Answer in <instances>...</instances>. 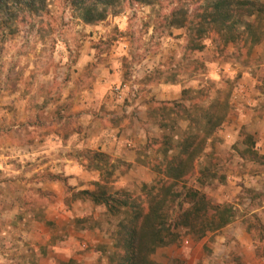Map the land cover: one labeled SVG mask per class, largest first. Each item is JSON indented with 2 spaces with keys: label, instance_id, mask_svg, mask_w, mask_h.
Masks as SVG:
<instances>
[{
  "label": "rangeland",
  "instance_id": "1",
  "mask_svg": "<svg viewBox=\"0 0 264 264\" xmlns=\"http://www.w3.org/2000/svg\"><path fill=\"white\" fill-rule=\"evenodd\" d=\"M175 5L121 0L104 20L85 24L70 0H47L45 13L20 16L13 32H0V264H108L115 218L104 206L75 196L80 187H95L97 170L84 168L89 182L74 174L69 184L68 178L48 176L50 160L55 155L84 163L79 152L93 148L84 123L133 129L144 143L135 162L118 165L110 185L139 194L162 160L158 144L146 148L148 139H177L189 123L166 112L160 128L164 113L158 107L178 102L205 108L225 97L228 115L208 138L187 184L215 203L233 205L238 216L199 240L183 232L151 258L161 264H230V255L242 250L234 235L259 243L252 236L258 231L243 221L256 215L264 235V203L252 193L264 190V166L242 159L235 146L247 134L259 137L264 40L248 52L235 45L219 48L211 35L202 50H191L186 29L168 25ZM95 89L99 93L92 96Z\"/></svg>",
  "mask_w": 264,
  "mask_h": 264
},
{
  "label": "trees",
  "instance_id": "2",
  "mask_svg": "<svg viewBox=\"0 0 264 264\" xmlns=\"http://www.w3.org/2000/svg\"><path fill=\"white\" fill-rule=\"evenodd\" d=\"M120 1L70 0V3L83 23L96 24L104 20L109 9ZM134 1L153 4L160 0ZM168 1L176 3L167 15L168 25L186 29L191 50H202L204 39L211 35H215L213 41L219 48L221 44L235 45L238 49L246 47L248 52L264 40V0ZM188 2L196 5L193 10L185 7ZM46 10L47 0H0V32L4 34L7 28L13 32L20 16L35 17ZM158 108L164 113L160 128L165 126L166 112L176 113L189 123L177 139L168 134L162 135L161 139H148L146 148L158 144L162 160L153 166L157 173L155 179L144 183L139 194L110 185L116 168L120 163L128 164L126 161L101 149L84 148L79 152L84 162L82 166L99 171L100 177L95 181L94 189L79 190L75 196L89 198L94 204L104 206L106 213L115 218L114 249L108 253V264H161L151 255L159 247L178 242L183 232L199 240L232 223L238 216L233 205L215 203L200 188L187 184L208 138L228 115V98L223 101L216 98L205 108L178 102L172 103V107L161 105ZM174 123L175 119L173 128ZM255 145L254 136L247 134L235 150L242 159L264 166V154ZM201 170L204 168L199 167L198 171ZM48 176L65 182L68 178L51 173ZM252 193L254 200L264 203V190ZM243 223L250 231L256 229L259 238L263 239V225L256 215L244 219ZM230 264H243L241 256L233 253Z\"/></svg>",
  "mask_w": 264,
  "mask_h": 264
},
{
  "label": "crops",
  "instance_id": "3",
  "mask_svg": "<svg viewBox=\"0 0 264 264\" xmlns=\"http://www.w3.org/2000/svg\"><path fill=\"white\" fill-rule=\"evenodd\" d=\"M108 77V74L105 75ZM104 76V77H105ZM105 77V78H106ZM99 93L97 89L92 91V96H95V94ZM95 97H92V99ZM88 105H81L80 109L84 110ZM95 108V107H94ZM91 120H95L94 113L91 111ZM246 117H244L245 119ZM259 118H257L258 120ZM247 120V119H246ZM262 126L259 131V137L256 138V149L258 148L261 154H264V116L261 121ZM100 125L97 121H93V126L89 127V122L84 123V131L83 134L86 133L89 129L88 135H91L89 139L86 141L87 145H91L93 148L101 149L111 155H113L116 158H121L129 163H133L136 161V158L138 157V150L141 147V144L144 143L142 140H138L136 137V132H134L133 129L130 131L127 130H121L117 126H106V129H101L99 127ZM130 134V135H129ZM84 136V135H83ZM127 146H130L127 147ZM72 158H63V157H54L50 160V166L49 168H46L48 172H51V174H58L62 175L64 177H68V183L70 184V177H72L74 174H80V182L88 183V171L84 170V167L80 165L78 162H74ZM15 170V168H13ZM95 173V171L93 170ZM99 171H97L98 177L94 180L97 181L99 179ZM92 178L94 176L92 175ZM50 186H54V184H50ZM61 186V185H60ZM57 188H60L59 197H62L63 190L59 185H56ZM93 187L92 189H94ZM82 189H91L86 186L80 187V190ZM30 236V235H28ZM239 240L238 244L242 247V250L240 252H234L241 256V260L243 264H264V235L263 239L259 238L258 235H252L258 237V244H255V240L252 238L250 241V235H234ZM14 248H12L11 254L13 257L14 255H17L18 253H14ZM11 251V249H10ZM7 254V253H4ZM233 254V253H232ZM230 255V257L232 256Z\"/></svg>",
  "mask_w": 264,
  "mask_h": 264
}]
</instances>
